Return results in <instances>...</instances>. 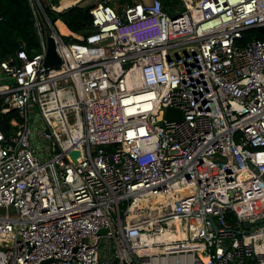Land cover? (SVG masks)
I'll list each match as a JSON object with an SVG mask.
<instances>
[{
  "label": "built area",
  "instance_id": "1",
  "mask_svg": "<svg viewBox=\"0 0 264 264\" xmlns=\"http://www.w3.org/2000/svg\"><path fill=\"white\" fill-rule=\"evenodd\" d=\"M29 1L39 51H0V264H264V0H98L86 34Z\"/></svg>",
  "mask_w": 264,
  "mask_h": 264
},
{
  "label": "trees",
  "instance_id": "2",
  "mask_svg": "<svg viewBox=\"0 0 264 264\" xmlns=\"http://www.w3.org/2000/svg\"><path fill=\"white\" fill-rule=\"evenodd\" d=\"M63 10L47 9L52 20L61 19L67 27L79 34H86L92 29L90 9L93 4L61 3ZM0 51L9 56L20 49L23 44L30 54L40 49V40L36 34L33 10L29 0H0ZM251 38L264 39V34L258 29L246 32L242 42Z\"/></svg>",
  "mask_w": 264,
  "mask_h": 264
},
{
  "label": "water",
  "instance_id": "3",
  "mask_svg": "<svg viewBox=\"0 0 264 264\" xmlns=\"http://www.w3.org/2000/svg\"><path fill=\"white\" fill-rule=\"evenodd\" d=\"M258 30L264 34V25L259 26ZM45 64L48 67H57L61 64V59L56 52L55 42L52 37H48V48ZM166 119L180 121L182 119V113L180 110L169 107L166 111ZM79 154L80 152L77 150L72 151V156L75 159L79 156ZM245 226L249 227V223H247Z\"/></svg>",
  "mask_w": 264,
  "mask_h": 264
},
{
  "label": "rangeland",
  "instance_id": "4",
  "mask_svg": "<svg viewBox=\"0 0 264 264\" xmlns=\"http://www.w3.org/2000/svg\"><path fill=\"white\" fill-rule=\"evenodd\" d=\"M98 0H43V2L46 4H50L53 3L55 5H57L58 10L57 11H61L63 10V7L60 6L61 3H78L80 5H88V4H94L95 2H97ZM60 28V27H59ZM61 30V29H60ZM182 52V51H181ZM180 52V53H181ZM33 118V116H32ZM48 157L52 156V153H48L47 154ZM44 158V157H43ZM11 215L15 216L16 212L14 209H11Z\"/></svg>",
  "mask_w": 264,
  "mask_h": 264
},
{
  "label": "bare ground",
  "instance_id": "5",
  "mask_svg": "<svg viewBox=\"0 0 264 264\" xmlns=\"http://www.w3.org/2000/svg\"><path fill=\"white\" fill-rule=\"evenodd\" d=\"M58 26L60 27L62 32L68 33V31L66 30V28L64 27V25L61 22H58Z\"/></svg>",
  "mask_w": 264,
  "mask_h": 264
},
{
  "label": "crops",
  "instance_id": "6",
  "mask_svg": "<svg viewBox=\"0 0 264 264\" xmlns=\"http://www.w3.org/2000/svg\"><path fill=\"white\" fill-rule=\"evenodd\" d=\"M59 22H61L63 25H64V27L66 28V30H70L67 26H66V24L65 23H63L61 20H59Z\"/></svg>",
  "mask_w": 264,
  "mask_h": 264
}]
</instances>
